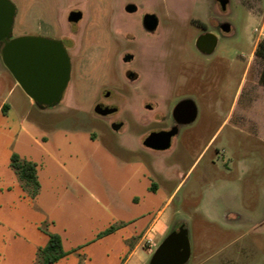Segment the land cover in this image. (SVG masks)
<instances>
[{"label":"rangeland","instance_id":"1","mask_svg":"<svg viewBox=\"0 0 264 264\" xmlns=\"http://www.w3.org/2000/svg\"><path fill=\"white\" fill-rule=\"evenodd\" d=\"M12 1L17 9L13 37H63L71 54L84 60H76L62 100L40 108L19 85L11 90L15 79L0 54V102L5 99L12 105L10 114L0 113V175L10 172L13 145L19 150L31 145L44 161L55 164V175L67 177L73 198L75 178L86 182L89 206L105 205L108 224L114 221V214L107 206L116 213L121 211L122 217L131 214L130 194L141 187L127 185V180L147 169L156 184L150 192L154 200L174 192L165 208V236L179 224L187 227L191 256L185 264H264V47H260L264 0H229L224 17L231 24L233 39L227 50L216 54L215 62L197 50V30L190 23L192 17L212 12L215 0ZM130 3L136 4L137 12L126 9ZM70 10L82 11L83 18L78 23L68 21ZM146 13H155L159 19L156 33L149 34L158 37V45L149 50L148 67L164 73L178 71L184 79L198 76L196 87L183 86L184 93L196 88L203 110L192 125L197 128L193 143L188 144L185 135L168 151L143 147L141 132L132 129L136 124L130 114L123 117L125 127L115 130L111 121L118 115L98 116L88 98L89 93L99 92L98 81L106 66L111 69L112 41L123 36L116 32L145 33L142 21ZM236 49L245 51L243 65L229 63V55ZM139 85V94H150V88ZM164 88L158 84L152 90L161 95ZM129 89L121 80L115 100L122 106H126L122 94ZM27 130L40 140L46 136L45 147L66 171L29 139ZM106 147L114 148L113 158L106 154Z\"/></svg>","mask_w":264,"mask_h":264},{"label":"crops","instance_id":"2","mask_svg":"<svg viewBox=\"0 0 264 264\" xmlns=\"http://www.w3.org/2000/svg\"><path fill=\"white\" fill-rule=\"evenodd\" d=\"M17 85L15 80L11 90ZM30 101L35 104L31 98ZM11 111L12 105L3 99L0 102V113L10 114ZM28 135L41 151L51 157L52 162L60 165L64 171L67 170L45 147V135L43 140L29 131ZM29 147L19 150L13 145L9 152L10 172L7 176L0 175V264L150 263L154 248L158 247L162 242L158 244L159 239L166 234L168 218L165 216V208L174 192L154 200L150 192L156 184L150 179L147 169L141 175L134 173L126 184L140 185L141 191L130 194L131 214L125 213L127 217H122L121 211L116 213L114 207L107 206L109 212L114 214V221L105 224L106 207L103 204L100 207L98 204L89 206L86 182L75 178L77 187L73 198L67 177L55 175V164L44 161L42 154L31 150V145ZM97 149L101 150L99 146ZM106 149V154L113 158L114 148ZM13 154H17L20 160L36 163L39 187L35 193L33 184L22 178L12 166ZM111 226L115 228L105 233ZM51 234L59 235L63 253L53 262H44V249Z\"/></svg>","mask_w":264,"mask_h":264},{"label":"flooded vegetation","instance_id":"3","mask_svg":"<svg viewBox=\"0 0 264 264\" xmlns=\"http://www.w3.org/2000/svg\"><path fill=\"white\" fill-rule=\"evenodd\" d=\"M228 3L226 7H223L221 0H215L212 12L210 11L205 17L194 16L190 22L197 30L195 36L197 50L205 54L208 59L212 58L213 62L217 59L216 54H221L223 52L222 50H227L225 47L230 45L233 39L231 24L224 17L229 12ZM137 10L138 8L132 12H137ZM74 11L80 10H70L67 18L70 22L78 23L83 18V13L80 19L71 20L70 17ZM227 23L230 24V29L228 30ZM143 27L147 30L145 33H137L136 31L116 32V34H123V36L117 35L112 41L115 51L112 57H109L113 59L110 63L111 69L109 65L106 66L104 76L98 81L100 87L99 92L93 95L89 93L88 98L92 101L94 110L98 116L106 118L118 115V118L111 121L112 124L121 123V126L115 129L117 131L125 127L126 121L123 117L129 116V114L132 115L133 124H136L132 129L136 132H141L139 141L143 147L157 151L173 150L180 144V140L185 135L188 136V144L191 145L197 130L192 125L200 119L203 110L194 91L196 88L192 90V93H184L183 86H189L190 84L196 87L198 85V76L192 74V76L184 79L178 71L176 74L170 73L169 71L164 73V70L160 71L149 68L147 56L150 49L153 50L157 47L158 41L155 38L158 37L149 36V34H155L156 29L153 31L148 30L144 24ZM137 34H140V36ZM51 38L61 40L70 56L71 75L68 83L69 86L74 73L76 60H80L82 63L84 57L82 58L81 56L78 57L71 54L68 45L69 42L66 38L59 36ZM124 47L126 49L120 53ZM78 54L79 52L76 53V55ZM81 55L83 54L81 53ZM232 55H229V63L231 65L244 64V49H236L234 55ZM219 59H222V57L220 56ZM121 80L130 88L128 94H122L126 106H122L120 102L115 100L116 91L121 85ZM158 84H162L165 87L164 93L161 95L155 94L152 90ZM138 85L146 87L147 89L150 88V94H139L137 90ZM124 108L126 109L125 112H123ZM98 109L107 110V113L102 114L98 112ZM191 118L193 119L191 120ZM160 131L173 132L170 137V145L164 149H155L148 146L145 142L147 137L152 132ZM162 136V138L158 139L157 144H165L167 142L164 133Z\"/></svg>","mask_w":264,"mask_h":264},{"label":"water","instance_id":"4","mask_svg":"<svg viewBox=\"0 0 264 264\" xmlns=\"http://www.w3.org/2000/svg\"><path fill=\"white\" fill-rule=\"evenodd\" d=\"M226 7L229 0H221ZM129 12L137 9L136 4L126 6ZM16 5L12 0H0V53L2 60L15 80L32 101L40 108L58 104L66 90L70 75V56L63 42L43 35H22L13 37ZM81 11L72 12L71 20H78ZM143 24L148 30L158 27L159 19L155 13H146ZM227 30L230 24L227 23ZM106 114L107 110L98 109ZM193 118H191L192 120ZM190 121V120H186ZM121 123H113L118 129ZM165 134V144H157ZM169 132H152L146 144L155 149H164L170 145ZM191 256L188 229L181 224L162 240L154 251L149 264H185Z\"/></svg>","mask_w":264,"mask_h":264},{"label":"trees","instance_id":"5","mask_svg":"<svg viewBox=\"0 0 264 264\" xmlns=\"http://www.w3.org/2000/svg\"><path fill=\"white\" fill-rule=\"evenodd\" d=\"M260 47H264V41L261 43ZM6 104H4L3 108L5 110ZM12 166L18 171L22 178H24L27 182L33 184L34 193L38 190L39 182L37 179V166L35 162L28 160H20L17 154L12 155ZM115 227L111 226L108 228L105 233L112 231ZM63 252L61 250V240L59 235L51 234L49 243L44 249V262H53L55 261L59 255Z\"/></svg>","mask_w":264,"mask_h":264},{"label":"built area","instance_id":"6","mask_svg":"<svg viewBox=\"0 0 264 264\" xmlns=\"http://www.w3.org/2000/svg\"><path fill=\"white\" fill-rule=\"evenodd\" d=\"M149 242H151V241H149Z\"/></svg>","mask_w":264,"mask_h":264}]
</instances>
